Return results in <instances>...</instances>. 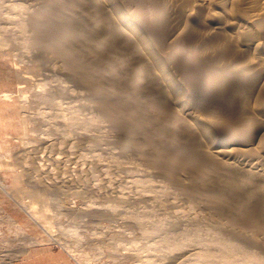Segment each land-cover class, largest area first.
I'll use <instances>...</instances> for the list:
<instances>
[{"label": "rangeland", "instance_id": "374dc122", "mask_svg": "<svg viewBox=\"0 0 264 264\" xmlns=\"http://www.w3.org/2000/svg\"><path fill=\"white\" fill-rule=\"evenodd\" d=\"M53 1L0 0V264H264V248L257 246L264 230L241 227L215 212L219 202L200 193L198 175L205 174L186 178L189 168L171 172L165 163L152 164L147 133L126 134L127 124H118L95 98L99 88L91 90L52 41L33 37L30 15ZM113 1L118 12L137 17L136 28L148 37L140 14L164 11L173 0L155 1L156 6ZM186 1L184 9L190 10ZM227 3L230 14L261 15L264 29L261 1ZM212 11L224 13L221 7ZM186 22L181 25L194 26L186 38L206 34V26ZM184 26L172 34L167 26L168 42L183 35ZM155 36L148 38L156 42ZM156 48L151 51L160 55ZM263 89L247 98L264 99ZM208 111L211 118L232 122ZM190 177L196 178L193 184ZM236 239L245 256L239 253L235 261L229 252Z\"/></svg>", "mask_w": 264, "mask_h": 264}, {"label": "bare ground", "instance_id": "6f19581e", "mask_svg": "<svg viewBox=\"0 0 264 264\" xmlns=\"http://www.w3.org/2000/svg\"><path fill=\"white\" fill-rule=\"evenodd\" d=\"M147 1L151 6L158 2ZM184 1L173 0L166 10L161 8L164 11L159 8L157 12H141V18L147 20L144 25L149 27L148 33L157 36L156 42L152 41L155 38L149 39L146 27L142 25V30L149 38L136 28L137 17L118 12L113 0H55L52 6L36 9L28 24H32L33 37L56 45L76 74L91 82V90L99 88L95 98L103 100L105 113L118 124H127L126 134L147 133L144 141L152 148V164L158 167L165 163L164 168L171 172L175 166L189 171L194 168L190 172L184 170L186 178L205 174L198 175L202 187L197 190L200 188V193L219 202L215 212L241 227L263 231L264 99H248L250 91L264 88L261 15H237L240 10L236 8L238 13L230 14L226 11L228 4L232 5L228 0L186 1L193 10H185ZM259 1L264 7V0ZM214 7H221L225 14L213 13ZM183 21L202 24L211 31L206 28L205 35L186 38L193 24L184 26ZM24 22L23 27L27 24ZM250 25L259 29L254 31ZM167 26L171 34L180 27L187 28L182 29L183 35H174V40L168 42ZM153 46L161 51L160 55L151 51ZM208 110L230 117L232 122L229 124L223 117L224 122L211 118ZM110 179L105 177L109 184ZM193 187L189 189L194 190ZM114 188L125 194L126 190L119 186H113L112 191ZM261 234L264 238V231ZM237 241L234 245L230 242L233 260L239 253L240 257L244 255L240 251L244 244ZM262 242H257V246L264 248ZM228 254L225 255L231 256Z\"/></svg>", "mask_w": 264, "mask_h": 264}]
</instances>
